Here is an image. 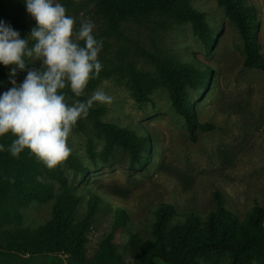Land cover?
<instances>
[{
  "label": "rangeland",
  "instance_id": "obj_1",
  "mask_svg": "<svg viewBox=\"0 0 264 264\" xmlns=\"http://www.w3.org/2000/svg\"><path fill=\"white\" fill-rule=\"evenodd\" d=\"M245 1L256 10L257 38L264 55V0ZM54 2L61 3L66 15L74 18V31L82 21L95 24L93 34L103 40L99 56L106 65L124 64L156 76L154 56L195 63L212 72L208 87L197 83L186 86L185 100L194 108L197 124L209 123L215 129L198 130L197 139L192 141L186 118L177 113L165 88L152 93L149 102L137 103L126 79L120 77L103 80L93 91L85 90L80 98L66 86L60 92L69 105L76 99L86 101L97 89L112 97V102L94 103L88 116L81 119L83 130L73 127L67 141L71 154L57 167L49 169L34 154L31 159L11 155L2 166L3 180L11 181L14 187L19 178L30 180L45 199L36 200L23 192L14 201L22 223L3 227L0 264H88L64 253L32 254L16 234L19 226L35 229L49 221L57 198L65 195V186L81 199L74 211L77 221L90 214L92 194L110 205L107 208V204L98 202L100 208L91 215L88 254L98 250L112 232L122 254L129 233L155 240L153 227L162 205L177 212L174 223L186 212L206 215L215 210L216 192L222 193L225 206L241 217L253 207L255 199L264 202V74L244 66V41L217 0H191L192 7L204 14L209 25L212 41L208 44L197 36L191 22L171 18L148 25L124 22L111 31L96 14L94 0ZM20 13L26 21L34 20L26 4ZM38 64L41 67V62ZM94 110L100 112L103 122L148 138L149 149L140 153L139 161L132 163L131 155L121 147L105 155L106 141L94 126ZM69 160L76 161L78 168H72ZM53 172L61 173L64 183ZM115 208L122 210L125 220L120 229L115 228ZM229 260L226 252L218 264H228ZM155 264L167 263L156 260Z\"/></svg>",
  "mask_w": 264,
  "mask_h": 264
},
{
  "label": "trees",
  "instance_id": "obj_2",
  "mask_svg": "<svg viewBox=\"0 0 264 264\" xmlns=\"http://www.w3.org/2000/svg\"><path fill=\"white\" fill-rule=\"evenodd\" d=\"M217 1L236 24L244 41V66L264 74V55L257 38L259 23L255 8L245 0ZM23 5L24 0H0V20L10 24L20 33L21 38H27L36 25L34 20L26 21L20 13ZM94 9L111 31L124 22L148 25L158 19L171 18L180 23L191 22L194 32L204 43L212 41L204 14L192 7L191 0H94ZM29 43L31 46L32 42ZM98 59L102 63V70L98 78L89 81L86 91H93L103 80L120 77L126 79L135 101L145 103L150 101L152 93L165 88L177 113L186 118L192 141L197 139L198 130L208 132L215 129V126L209 123L197 124L195 110L185 100L187 85L195 86L197 83L199 87H208L211 84L213 74L209 70H203L195 63L183 64L152 56L158 70V75L154 76L124 64L106 65L100 56ZM11 67L13 66L5 67L0 64V94L13 86L9 78ZM28 67L39 69L40 65L37 61ZM26 74V71L18 70L15 77L17 83H22ZM99 116L100 112L94 110V126L98 133L105 137L106 156L110 155L115 147H121L131 155L134 163L139 161L141 152L148 151L147 137H138L125 128L105 123ZM74 127L83 130L84 123L80 119ZM14 139L16 137L11 132L0 137V145L4 146V150L0 151V169L11 156L8 148ZM24 155L31 159L30 149L26 148L21 153L22 157ZM68 163L72 168H78L76 161L69 160ZM53 174L64 183L65 179L61 173ZM8 181L0 177V234H5L2 229L6 224L22 223V214L14 208V201H17L23 192L32 195L36 200L45 199L30 180L19 178L15 187ZM91 196L93 203L91 202L90 214L77 221L74 211L81 199L72 195L65 186V195L57 198L51 219L35 229L19 226L16 229L17 236L31 248L32 254L64 253L88 264H155L156 260L167 264H218L226 252H229L230 257L228 264H264V202L261 199H255L253 207L241 217L227 208L224 195L216 192L215 210L206 215L186 212L181 220L174 223L172 220L177 217V212L167 205H162L153 227L155 240H145L137 233H129L124 246L125 254H122L112 232L103 239L98 250L88 254L91 215L100 208L98 202L107 204L96 195ZM104 206L110 208L108 204ZM115 210V228L120 229L125 220L122 210ZM9 249L13 250L12 247Z\"/></svg>",
  "mask_w": 264,
  "mask_h": 264
},
{
  "label": "clouds",
  "instance_id": "obj_3",
  "mask_svg": "<svg viewBox=\"0 0 264 264\" xmlns=\"http://www.w3.org/2000/svg\"><path fill=\"white\" fill-rule=\"evenodd\" d=\"M25 4L36 25L27 38L0 20V64L13 66L9 73L13 86L0 94V137L9 132L16 137L8 148L12 156L19 157L27 148L53 169L70 156L67 141L77 121L88 116L94 103L112 102L97 89L86 101L76 99L69 105L60 92L67 86L81 97L89 81L99 77L103 40L93 34L91 20L82 21L74 31L75 20L61 3L25 0ZM37 61L39 69L28 67ZM18 70L27 73L22 83L15 79Z\"/></svg>",
  "mask_w": 264,
  "mask_h": 264
}]
</instances>
